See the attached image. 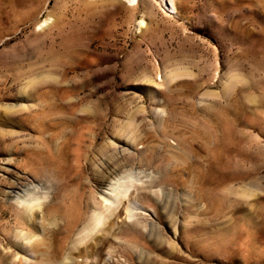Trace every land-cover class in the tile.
Here are the masks:
<instances>
[{
  "label": "rangeland",
  "instance_id": "374dc122",
  "mask_svg": "<svg viewBox=\"0 0 264 264\" xmlns=\"http://www.w3.org/2000/svg\"><path fill=\"white\" fill-rule=\"evenodd\" d=\"M0 264H264V0H0Z\"/></svg>",
  "mask_w": 264,
  "mask_h": 264
},
{
  "label": "bare ground",
  "instance_id": "6f19581e",
  "mask_svg": "<svg viewBox=\"0 0 264 264\" xmlns=\"http://www.w3.org/2000/svg\"><path fill=\"white\" fill-rule=\"evenodd\" d=\"M126 1L129 4L133 5L136 3L137 0H126ZM161 3L163 4L166 3V0H161ZM170 10L173 11L176 10V7L172 1L170 4ZM144 24L145 21L143 19L138 21L139 28L143 27ZM134 182L135 181L129 179L126 180L125 177H120L108 184V186L102 192V201H103L102 207L104 209L103 210L104 212H102V214H100V210H98V212H95L93 217V222L91 226L88 227L89 229V231L87 232L88 235L94 234L96 230L100 228V226L103 227L105 225V221L111 218L119 210L123 202L127 199L130 189L135 185ZM23 203H24V211L26 213V218L29 219V221L32 223V219L35 217L36 212L38 210H41L42 203L40 202L37 203L34 201L26 204L25 202ZM31 247L34 248L33 244H31Z\"/></svg>",
  "mask_w": 264,
  "mask_h": 264
}]
</instances>
